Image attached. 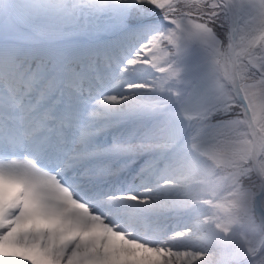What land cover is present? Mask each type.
<instances>
[{"label":"snow or ice","instance_id":"1","mask_svg":"<svg viewBox=\"0 0 264 264\" xmlns=\"http://www.w3.org/2000/svg\"><path fill=\"white\" fill-rule=\"evenodd\" d=\"M116 3L127 6L119 15L130 34L138 25L149 26L147 18L156 9L174 25L127 61L150 65L161 78L128 88L164 89L177 78L170 58L182 34L200 38L212 53L213 88L184 112L206 133L191 144L197 155L166 167L161 182L145 194L120 197L139 202L138 211L155 219L211 207L208 230L196 238L203 243L193 239L190 228L169 234L159 225L134 237L94 212L64 182L65 175L88 174L86 168L80 171L86 153L78 143L91 134L87 120L70 110L73 101L83 99L89 67L69 53L88 47L79 39L91 23L84 8L99 13ZM244 6L235 0H0V16L14 18L8 33L0 31V155L5 157L0 160V264H264V0ZM104 100L129 111L163 112L167 104L139 93ZM74 127L81 129L79 141ZM173 135L181 137L183 129ZM172 143L148 138L113 149L135 154L163 151ZM21 150L23 157H8ZM181 187L194 194L174 195Z\"/></svg>","mask_w":264,"mask_h":264},{"label":"rangeland","instance_id":"2","mask_svg":"<svg viewBox=\"0 0 264 264\" xmlns=\"http://www.w3.org/2000/svg\"><path fill=\"white\" fill-rule=\"evenodd\" d=\"M235 3L240 4L243 3L244 10H247L248 6V0H235ZM122 6H125V4L120 3ZM117 6V4H112L109 7L114 8ZM118 7V6H117ZM119 8V7H118ZM14 18L9 15H3L0 16V31H3L4 33H8L13 27H14ZM174 29V26L172 27V30ZM159 30V28L157 29ZM162 28L160 29V31ZM153 31H148L146 35L151 37ZM218 35L223 39L224 38V32L218 28ZM90 37L93 36V34L89 35ZM152 38H147L145 42L149 41ZM140 41V42H139ZM139 41H136V45L138 47H141L143 44L139 38ZM177 54L175 55V61L176 62H184L187 63L189 66V74L188 76L195 81V86L192 88H184L182 94L177 98L178 103L181 106L184 107H195L198 101L202 98L203 94L207 91L211 90L213 88V85L215 83V75L212 72V65H213V57L212 53L209 50L208 45L201 40L198 37L195 36H189L187 34H182L180 39L178 40L177 44ZM140 49V48H139ZM77 50L73 51L76 53ZM70 55V54H69ZM141 94H139L141 97H144L146 100L151 101L152 98L148 94H142L141 90H138ZM142 110L148 109V108H140ZM138 109V110H140ZM161 125H151V130L153 132H157L159 130V127ZM163 132H169V130L165 127L163 128ZM152 132V133H153ZM206 135V133L201 132L199 133V136ZM248 140H251L248 136ZM212 208L210 207L209 211ZM209 211L205 212V216L210 220L213 211L209 213ZM190 250V249H189Z\"/></svg>","mask_w":264,"mask_h":264},{"label":"bare ground","instance_id":"3","mask_svg":"<svg viewBox=\"0 0 264 264\" xmlns=\"http://www.w3.org/2000/svg\"><path fill=\"white\" fill-rule=\"evenodd\" d=\"M84 11L88 14H90L92 11L90 9H88L87 7L84 8ZM101 16H103V14H101ZM104 17V16H103ZM91 22L93 23V25L98 24L99 22H106V21H110L112 20V18L110 17H106V18H90Z\"/></svg>","mask_w":264,"mask_h":264}]
</instances>
